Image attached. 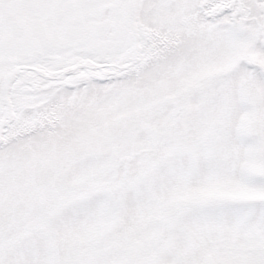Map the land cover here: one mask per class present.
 <instances>
[{
	"label": "snow or ice",
	"instance_id": "snow-or-ice-1",
	"mask_svg": "<svg viewBox=\"0 0 264 264\" xmlns=\"http://www.w3.org/2000/svg\"><path fill=\"white\" fill-rule=\"evenodd\" d=\"M0 264H264V0H0Z\"/></svg>",
	"mask_w": 264,
	"mask_h": 264
}]
</instances>
